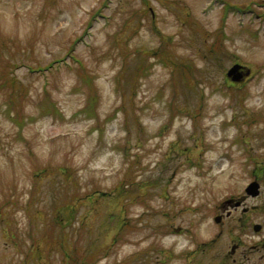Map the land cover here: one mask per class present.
<instances>
[{"label":"rangeland","instance_id":"1","mask_svg":"<svg viewBox=\"0 0 264 264\" xmlns=\"http://www.w3.org/2000/svg\"><path fill=\"white\" fill-rule=\"evenodd\" d=\"M69 256L264 264V0H0V264Z\"/></svg>","mask_w":264,"mask_h":264},{"label":"water","instance_id":"2","mask_svg":"<svg viewBox=\"0 0 264 264\" xmlns=\"http://www.w3.org/2000/svg\"><path fill=\"white\" fill-rule=\"evenodd\" d=\"M244 68L245 67L242 65L234 64L227 70L226 77L229 78L232 82H239L240 79L242 78V74L240 73V70H243ZM248 74H249V70L247 69L245 75L247 76ZM245 194L251 197H256L259 194V184L255 181L251 182L246 187ZM238 205H239V202L235 204V206H238ZM214 221L218 223L220 221V218L216 217ZM259 229H260L259 225H254L253 230L255 232H257Z\"/></svg>","mask_w":264,"mask_h":264},{"label":"flooded vegetation","instance_id":"3","mask_svg":"<svg viewBox=\"0 0 264 264\" xmlns=\"http://www.w3.org/2000/svg\"><path fill=\"white\" fill-rule=\"evenodd\" d=\"M245 72H246V70H242L241 71V74H242V79H241V82H243L244 80H246L247 78H248V76L247 77H245L244 76V74H245ZM245 199H247L246 197H244V198H242V200H241V203H240V206H238L237 208H235L234 207V209H238L239 207H241L242 206V213L243 214H246L250 209H247L246 207H243L244 206V201H245ZM233 203H235V202H232V204ZM221 216V215H220ZM222 221V216H221V220H220V222ZM240 264H242V263H240Z\"/></svg>","mask_w":264,"mask_h":264},{"label":"trees","instance_id":"4","mask_svg":"<svg viewBox=\"0 0 264 264\" xmlns=\"http://www.w3.org/2000/svg\"><path fill=\"white\" fill-rule=\"evenodd\" d=\"M52 109L56 112V109H54V108H52ZM89 113H91V112L89 111ZM69 258H71V260H72L73 263H76V264H84V261L83 260L80 263H78L79 260L76 257H74V256H69Z\"/></svg>","mask_w":264,"mask_h":264}]
</instances>
